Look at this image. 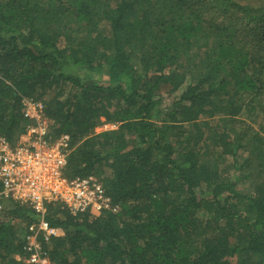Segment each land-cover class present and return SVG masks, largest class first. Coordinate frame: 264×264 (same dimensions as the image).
I'll list each match as a JSON object with an SVG mask.
<instances>
[{
    "label": "trees",
    "instance_id": "1",
    "mask_svg": "<svg viewBox=\"0 0 264 264\" xmlns=\"http://www.w3.org/2000/svg\"><path fill=\"white\" fill-rule=\"evenodd\" d=\"M23 97L119 207L47 205L53 264H264V0H0L13 145ZM2 203L0 264H26L34 212Z\"/></svg>",
    "mask_w": 264,
    "mask_h": 264
},
{
    "label": "built area",
    "instance_id": "2",
    "mask_svg": "<svg viewBox=\"0 0 264 264\" xmlns=\"http://www.w3.org/2000/svg\"><path fill=\"white\" fill-rule=\"evenodd\" d=\"M21 107L28 122L25 134L14 145L0 136V217L5 211L2 200L31 208L35 221L24 236L25 263L53 264L42 247L56 234L47 221V205L60 204L74 216L87 210L118 213L119 207L96 176L65 177L71 138H52L44 103L23 97Z\"/></svg>",
    "mask_w": 264,
    "mask_h": 264
},
{
    "label": "rangeland",
    "instance_id": "3",
    "mask_svg": "<svg viewBox=\"0 0 264 264\" xmlns=\"http://www.w3.org/2000/svg\"><path fill=\"white\" fill-rule=\"evenodd\" d=\"M76 71H74L75 73ZM78 73V72H77ZM117 129V126H114V125H111V124H108L106 122H104L100 127H98L96 129V133H101V132H104V131H109V130H115ZM1 218V217H0Z\"/></svg>",
    "mask_w": 264,
    "mask_h": 264
}]
</instances>
